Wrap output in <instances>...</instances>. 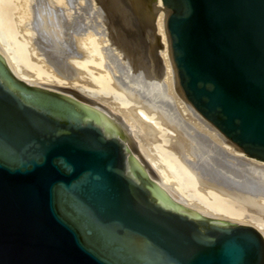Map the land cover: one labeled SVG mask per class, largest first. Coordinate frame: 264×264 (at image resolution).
I'll return each instance as SVG.
<instances>
[{"label": "water", "instance_id": "1", "mask_svg": "<svg viewBox=\"0 0 264 264\" xmlns=\"http://www.w3.org/2000/svg\"><path fill=\"white\" fill-rule=\"evenodd\" d=\"M179 97L264 164V0H161ZM0 58V264H264L250 224L160 205L100 117Z\"/></svg>", "mask_w": 264, "mask_h": 264}, {"label": "rangeland", "instance_id": "2", "mask_svg": "<svg viewBox=\"0 0 264 264\" xmlns=\"http://www.w3.org/2000/svg\"><path fill=\"white\" fill-rule=\"evenodd\" d=\"M64 1L67 3L64 10L62 7L59 8L57 0H29V4L26 3L28 5L24 3V0L5 1L3 6L0 3V10H2L0 13V49L5 56L0 55L6 60L8 66L10 64L15 70L27 75V78L30 73L32 74L31 69H28L30 65L35 69L34 71L43 70L40 74L43 75L44 82L50 76L56 78H48L46 81L48 84L35 87L43 88L42 86L48 85L47 87L51 89H44L76 100L98 111L99 114L105 115L106 113L105 117L127 136L134 159L146 168L147 172L149 168L155 176L158 175L156 173L159 168L164 166L162 159L167 166L169 165L172 157L169 158L162 151V149H167L173 157L177 158V163L171 165L170 169L167 167L169 170L166 166L162 169L170 171L172 177L177 179V184L181 186L180 191L176 188L177 184L173 186L179 191L174 189L175 198L178 197L179 203L184 201L182 204L188 205L190 209L194 208V205L197 206L192 209L197 213L200 212L196 210L198 206L200 210L204 208L207 214L203 210L199 214L208 215L207 217L210 218L212 217L210 214L214 211L211 209L213 206L225 212L229 211L234 214L230 216L232 222L221 220L231 224L257 226L260 218L263 221L264 198L259 196L257 190L264 191V176L257 174L256 171L252 174V170H255V168L249 169L252 165L246 166L239 161L235 163L233 159H226L225 154L216 144L209 142L199 128L190 124L178 105L177 90L171 75L170 78L168 76L167 59L164 57L167 44L159 29L158 19L161 14L159 3L157 4L156 0H84L86 2L83 3L80 11L77 10L76 0ZM18 2L19 4L22 2L26 7L19 6ZM90 2L95 7V12ZM115 4L125 9L126 16L124 13L121 15L116 12ZM124 4L130 7L133 15L127 11ZM22 8L25 9L21 10ZM22 11L25 15L27 13V21L25 16L23 18ZM46 13L48 15L45 16ZM22 20L25 22L22 23ZM118 32L126 41L127 46L122 45L120 38H117L116 33ZM24 38L28 40L33 51H30V45L28 47L27 40L25 41ZM41 60L45 62V65L48 64L53 68L55 77H52V72L45 69L47 66H44ZM79 63L82 65L80 66ZM44 73L50 76H45ZM104 75L107 77H104L105 80L109 82L101 80ZM154 121L162 131V138H165V144L162 147L156 140L157 132L154 133L150 125ZM202 138H204L203 141ZM207 149L210 151L212 149L211 154L210 151L206 152ZM182 150L184 153L187 152L186 157ZM158 152L163 156H160V153L157 154ZM155 156L163 158H160V161ZM148 159L154 161V164L158 161L161 163L158 162L159 166L158 163L153 166ZM239 163L242 166H239ZM207 166L210 167L206 168ZM152 167L158 169L157 172ZM170 190L173 191L172 188ZM179 197L182 198L179 199ZM221 215L227 216L228 213ZM237 215L241 219H238L240 217H236ZM249 218L251 221L248 220ZM234 220L236 223L233 222Z\"/></svg>", "mask_w": 264, "mask_h": 264}, {"label": "bare ground", "instance_id": "3", "mask_svg": "<svg viewBox=\"0 0 264 264\" xmlns=\"http://www.w3.org/2000/svg\"><path fill=\"white\" fill-rule=\"evenodd\" d=\"M5 1L7 2V1H9V0H0V3L2 4V6L5 4ZM15 1V0H14ZM19 1V0H18ZM21 1V0H20ZM23 1V0H22ZM25 1H27V0H24V3L26 4V3H28V1L27 2H25ZM51 1V0H50ZM77 2H78V4H77V10L79 9H82L81 7H82V5H83V3H85L84 2V0H76ZM89 1V0H88ZM115 1V0H114ZM128 1V0H127ZM157 1V4L159 3V8H160V10H161V14H160V17H159V29H160V32H161V35H162V37H163V39H164V41L166 42V44H167V52H165L166 54L164 55V57H165V59H167V66H168V76H169V78H170V75H171V78H172V81H173V84H174V86L176 87V90H177V101H178V105L180 106V108H181V110L184 112L183 114H184V116L186 117L187 116V119L189 120V122H190V124H193V125H195V127H197V129L199 128V130L202 132V135H204L206 138H207V140L209 141V142H212V143H214V145L216 144L222 151H223V154H225V156L224 157H226V159L227 158H230V159H233L234 160V162L235 161H239V162H241L242 164H245L246 166H248V165H252L251 167L249 166V169L250 168H255V170H252V174H253V171H256V173L257 174H260V175H263L264 176V164L263 163H261V162H258V161H256V160H253V159H249V158H239V157H237V151H234V150H231V149H229V148H226L222 143H221V141H220V137H218V136H215V135H213V134H211V133H208V132H206V131H203L202 129H201V127H200V125L198 124V122L191 116V114L189 113V111L187 110V106H186V98L185 97H179V92H178V88H177V83H176V79H175V75H174V70H173V66H172V56H171V50H170V41H169V37H168V33H167V30H166V18H167V9L162 5V3H161V0H156ZM92 2V1H91ZM91 2H90V5H91ZM21 4H19V2H18V4H19V6H21V5H24V4H22V2H20ZM47 3H50V2H47ZM56 3V2H55ZM57 3L60 5V7L59 6H57V8L59 7V8H63V10H64V7H66V5H67V3H65V1L64 0H57ZM18 4H16V5H18ZM29 4V3H28ZM28 4H26V5H28ZM44 4V3H43ZM57 4V5H58ZM69 4V3H68ZM30 5H31V1H30ZM29 5V6H30ZM35 5V4H34ZM53 5H55V4H53ZM125 5V4H124ZM2 6H1V8H2ZM25 6V5H24ZM24 6H22V7H24ZM29 6L26 8V12H27V10H28V8H29ZM51 6V5H50ZM79 6H80V8H79ZM92 6V5H91ZM26 7V6H25ZM43 7V6H42ZM73 7V6H72ZM87 7V6H86ZM20 8V7H19ZM18 8V9H19ZM31 8V7H30ZM41 8V7H40ZM53 8V7H52ZM125 8L127 9V11L131 14V15H133L132 14V11H131V9H130V7L128 8V6H126L125 5ZM3 9V8H2ZM23 9H25V8H22L21 10H23ZM77 10H75V11H77ZM92 10L95 12L96 11V9H95V7H93L92 6ZM115 10H116V12H118L119 14H121L122 15V13H124L125 12V9H123V7H121L120 5H117V4H115ZM18 11V13H19V10H17ZM46 11V10H45ZM81 11V10H80ZM23 13H24V11H22ZM47 12V11H46ZM0 13H2V10H0ZM16 13V12H15ZM17 13V14H18ZM71 13V12H70ZM97 13V12H96ZM14 14V13H13ZM20 14V13H19ZM18 14V15H19ZM81 14V13H80ZM79 14V15H80ZM15 15V14H14ZM22 15V14H21ZM20 15V16H21ZM26 15H27V13H26ZM25 15V13H24V15H22L23 16V18H24V16L26 17L25 18V20L27 19L28 20V18H27V16ZM29 15V14H28ZM45 16L46 15H48L47 13L46 14H44ZM65 15H67V14H65ZM124 15H125V13H124ZM19 16V17H20ZM69 16V15H68ZM76 16H77V14H76ZM101 16V15H100ZM126 16V15H125ZM15 17V16H14ZM17 17V16H16ZM19 17L17 18L18 20H19ZM30 17V16H29ZM62 17V16H61ZM70 17V16H69ZM80 17V16H79ZM71 18V17H70ZM92 18V17H91ZM20 19H22V17H20ZM46 19V18H45ZM77 19V18H76ZM80 19V18H79ZM95 19H97V18H95ZM94 19V20H95ZM0 20H1V18H0ZM25 20H22L21 22L22 23H24L25 22ZM26 20V21H27ZM70 20V19H69ZM24 21V22H23ZM78 21V20H77ZM85 21H86V19H85ZM84 21V22H85ZM82 22V21H81ZM96 22V21H95ZM127 22V21H126ZM88 24V23H87ZM127 25H128V22H127ZM23 26V25H22ZM7 27V26H6ZM89 28V27H88ZM26 30V29H25ZM94 30V29H93ZM98 30V29H97ZM100 30V29H99ZM98 30V31H99ZM96 31V30H95ZM97 31V32H98ZM107 31V30H106ZM26 32H28V31H26ZM26 32H24L25 34H27ZM117 34V38H120V40H121V43H122V45H124V46H127V43H126V41L124 40V39H122L123 37H122V35H120V32H118V33H116ZM28 35V34H27ZM29 35H30V33H29ZM26 37V36H25ZM28 37H30V36H27L26 38H28ZM26 38H24L25 39V41L27 40ZM23 39V40H24ZM101 39H103V38H101ZM29 40H31V38H29ZM113 40V39H112ZM24 41V42H25ZM22 44V43H21ZM26 44L28 45V47H29V45H30V43L28 42V40H27V42H26ZM165 44V43H164ZM22 47V46H21ZM27 47V46H26ZM18 50V49H17ZM24 50H25V47H24ZM34 50V49H33ZM32 49H31V45H30V51H33ZM22 51V50H21ZM26 51V50H25ZM118 51V50H117ZM33 53V52H32ZM0 54L3 56L4 55V53L2 52V50L0 49ZM0 55V58H2L3 60H4V62L6 63V60L2 57ZM5 56V55H4ZM42 61V60H41ZM39 63V62H38ZM37 63V64H38ZM45 63V62H44ZM43 63V61H42V64H44ZM40 64V63H39ZM41 64V65H42ZM80 64V63H79ZM82 64H80V66H81ZM6 66H7V71H9L12 75H14V76H16V77H19V78H21V79H24V80H26V81H28V84H29V86H31V85H34V86H32V87H35V86H41L42 84L44 85L45 83H47L46 81H48V78L47 79H45L46 81L44 82L43 80H42V77H43V75L41 76V74L43 73V70L40 72V71H38L37 69V71H34L35 69H33V68H31V65H30V67H28V69H31L30 71L32 72V74L30 73L28 76V78H27V75L25 76L24 74H22V73H20V71H18V70H15L12 66H10V64H9V66H8V64L6 63ZM27 66H29V65H27ZM44 66H47V68H45V69H48V71L49 72H52V77H55L56 75L55 74H53L54 73V71H53V68H51V67H49V65L48 64H44ZM41 67V66H40ZM11 68V69H10ZM35 68V67H34ZM34 71V72H33ZM45 71H47V70H45ZM8 72V73H9ZM28 72H29V70H28ZM41 73V74H40ZM46 74V75H45ZM51 74V73H50ZM44 75L45 76H47L48 74L47 73H44ZM48 76H50V75H48ZM107 76V75H106ZM99 77V76H98ZM105 77V75L102 77V78H104ZM56 78V77H55ZM55 78H51V76H50V78L49 79H55ZM59 77L57 76V79H58ZM97 78V77H96ZM101 78V80H103V81H105L106 83H107V81L105 80V78H107V77H105L104 79H102ZM43 79H44V77H43ZM100 80V79H99ZM41 81V82H40ZM42 81H43V83H42ZM166 81V80H165ZM109 82V81H108ZM149 82V81H148ZM151 82V81H150ZM168 82V81H167ZM102 83H104V82H102ZM101 83V84H102ZM157 83V82H156ZM48 84V83H47ZM46 84V85H47ZM61 84V83H60ZM104 85V84H103ZM109 85V84H108ZM170 85V84H169ZM48 86V85H47ZM47 86H42L43 88H40V87H35V89H37V90H35V91H38V92H52V94L54 93L55 95L57 94L58 96H62L63 98H65L66 100H68V101H70V102H72L73 104H75V105H77V106H79L80 108H82V109H84L85 111H87L88 113H90V114H92V115H94V116H97V117H100V118H102L103 120H104V122L109 126V128H110V130H111V132L113 133V135L122 143V147H123V150H124V153H125V161H124V163H125V172L127 173V174H129L130 176H132V177H134L135 176V173L137 172V171H140L143 175H145V176H147V178L150 180V193H151V195L156 199V201L160 204V205H162V206H164V207H166V208H170V209H173V210H176V211H178V212H181V213H183V214H187V215H189V216H191V217H194V218H208V219H211V220H214V221H217V222H219V223H228V222H222V220L221 219H223V221H224V219L226 220V221H230V222H232V220H230V216H231V214H232V216L234 215L233 213H230L229 211L228 212H225L223 209L221 210L220 208H217V207H212L211 209H213L214 211L212 212V214H210V216H212L211 218L210 217H207V216H204V215H201V214H199V213H202L203 211L205 212L206 211V209L204 210V208L203 209H201V210H203L202 212H201V210L199 209L200 207L198 206V209H196L197 211H200L199 213H197V212H195L194 210H192V209H195V207H197V206H195L194 205V208H192V209H190V208H188L185 204H182L183 202H182V200H181V202L182 203H179V201H178V197L176 196V198H175V191H177V189L176 188H178V190L180 191L181 189H179L181 186H179L178 184H177V179H175L174 177H172V173L170 174V171L169 172H167L170 168V166L171 165H173V164H175V163H177V158H175V157H173L172 156V154H170L169 152H168V150L167 149H162V151L165 153V155L166 156H168L169 158L170 157H172V160H170V162L168 161V159H167V162H169L168 164V166H167V164H165V161H163V159H162V161L160 160V158H163V157H160V156H163V155H161V153L160 152H158L157 154H159L160 153V156L157 158L156 156V158L158 159V160H160L161 162H164V164L162 163V165H164V166H166V169H168V170H163L162 168H165L164 166H162L161 164V168H159V170H158V173H156V174H158V175H154L152 172H151V170L148 168V172H147V169L146 168H144L143 166H141L138 162H136V160L134 159V155H133V151H132V148H131V146H130V143H129V141L127 140L128 138H126L127 136L125 135V134H123L122 133V131L118 128V127H116L115 125H113L106 117H105V115H106V113H105V115L104 114H99V112L98 111H96V110H94V109H92V108H90V107H88V106H86V105H84V104H82V103H80V102H78V101H76V100H73V99H71V98H69V97H67V96H64V95H61V94H58V93H55V92H53V91H50V90H47L48 88L49 89H51L50 87H47ZM112 86V85H111ZM153 86V85H152ZM44 88H47V89H44ZM161 88V87H160ZM159 88V89H160ZM163 88V87H162ZM170 88V87H169ZM109 89V88H108ZM113 89V88H112ZM173 89L175 90V88L173 87ZM107 90V89H106ZM115 90V89H114ZM114 90H112V91H114ZM161 90V89H160ZM175 90V91H176ZM116 91V90H115ZM174 91V92H175ZM104 93V92H103ZM121 93V92H120ZM128 93V92H127ZM176 93V92H175ZM162 94V93H161ZM131 95V94H130ZM166 96V95H165ZM171 99H173V98H171ZM173 101V100H172ZM176 101V100H175ZM174 103V102H173ZM173 105V104H172ZM105 109V108H104ZM107 113L109 114V112L107 111ZM180 113H182V112H180ZM178 114V113H177ZM178 118V117H177ZM147 120V119H146ZM149 120V119H148ZM180 120V119H179ZM152 121H153V119H152ZM121 125V124H120ZM151 126H152V128L154 129V133H156L157 132V139L156 140H158V142H159V145H160V147H162L163 146V144H165L164 143V140H165V138L163 139L162 138V135H161V129L158 127V124H157V122H155L154 121V123L153 124H150ZM197 125V126H196ZM154 135V136H155ZM169 135H171V134H169ZM203 136V137H204ZM156 138V137H155ZM172 138V137H171ZM203 139L204 138H202V141H203ZM200 141V140H199ZM157 142V141H156ZM155 142V143H156ZM205 142V141H204ZM207 142V141H206ZM201 143V142H200ZM182 144H184V143H182ZM186 144V143H185ZM204 145V144H203ZM207 145H209V144H207ZM155 146V145H154ZM187 146V145H186ZM198 147H199V145H198ZM202 147H204V146H202ZM201 147V148H202ZM210 147H208V149H209ZM211 148H212V145H211ZM184 149V148H183ZM200 149V148H199ZM206 149V148H205ZM206 150V152L207 151H210V150ZM161 149H159V151H160ZM183 151V153H184V150H182ZM211 151H212V149H211ZM211 151H210V154H211ZM215 151H216V149H215ZM215 151H213L214 153H215ZM162 152V154H164ZM195 152V151H194ZM205 152V153H206ZM185 153L187 154V152L185 151ZM184 153V154H185ZM219 153H221L220 151H219ZM186 154H185V157H186ZM206 154H208V153H206ZM164 155V156H165ZM193 155V154H192ZM187 156H189V155H187ZM211 156V155H210ZM220 156V155H219ZM222 156V155H221ZM192 157V156H191ZM215 157V156H214ZM137 158V157H136ZM188 158H190V156L188 157ZM208 158H210V157H208ZM212 158V157H211ZM138 159V158H137ZM190 159H192V158H190ZM206 159V157H204V160ZM229 159V160H230ZM224 160V159H223ZM148 161H150V162H152V163H150V164H154L153 162L154 161H152V160H149L148 159ZM160 161H158L159 163H161ZM193 161V160H192ZM206 161V160H205ZM208 161H209V159H208ZM207 161V162H208ZM211 161V160H210ZM228 161V160H227ZM230 161H232V160H230ZM157 162V163H158ZM166 162V163H167ZM204 162V161H203ZM218 163H224V162H219V161H217ZM149 163V162H148ZM157 163H155V164H157ZM159 163L157 164L158 166H159ZM195 163V162H194ZM236 163V162H235ZM154 164V165H155ZM211 164V163H210ZM151 165V166H152ZM153 165V166H154ZM212 165V164H211ZM213 165H214V163H213ZM221 165V164H220ZM223 166V165H222ZM225 166V165H224ZM239 166H242V165H240V163H239ZM168 167V168H167ZM210 166H207L206 168H209ZM153 168V167H152ZM219 168V167H218ZM243 168V167H242ZM154 169V168H153ZM161 169V170H160ZM214 169V168H213ZM215 169H217V168H215ZM154 170H156V168L154 169ZM157 170H156V172H157ZM208 170V169H207ZM228 170V169H227ZM248 170V169H247ZM209 171V170H208ZM221 170H219V172H220ZM224 171V170H223ZM225 172V171H224ZM170 175H169V174ZM228 174V173H227ZM174 175V174H173ZM220 175V174H219ZM222 175V174H221ZM229 176H230V174H229ZM223 177V176H222ZM225 179H226V177H225ZM174 181V182H173ZM175 181H176V183H175ZM238 183V182H237ZM252 183V182H251ZM258 183V182H257ZM174 184L176 185V186H178V187H173L174 186ZM180 184V183H179ZM261 186V185H260ZM170 188H172L173 189V191H171L170 190ZM257 188H259L258 187V184H257ZM174 189H175V191H174ZM254 189V188H253ZM263 189H264V187H263ZM257 190V189H256ZM179 191H177V192H179ZM258 191V194H259V196L261 197V198H264V191L263 190H257ZM213 192V191H212ZM257 193V192H256ZM178 194V193H177ZM181 194V193H180ZM217 194V193H216ZM220 194V193H219ZM183 195V194H182ZM182 195H180V196H182ZM214 196V195H213ZM183 197V196H182ZM181 197V198H182ZM180 197H179V199H181ZM184 198V197H183ZM217 198V197H216ZM221 197H219V199H220ZM257 198H258V196H257ZM185 199V198H184ZM264 200V199H263ZM186 201V200H185ZM188 203V202H187ZM189 204V203H188ZM190 205H191V203H190ZM190 205H189V207H190ZM223 211V212H222ZM206 214H207V212H205ZM209 213V212H208ZM222 213H228V215L226 216V215H221ZM236 215V214H235ZM239 215H237L236 217H238ZM235 217V218H236ZM240 217V216H239ZM216 219H220L221 221H218V220H216ZM237 219V218H236ZM238 219H241V217L240 218H238ZM251 218H249L248 220H250ZM253 219V218H252ZM259 219V218H258ZM257 220V219H256ZM260 220V221H259ZM258 220V222H257V226H251V227H253V228H255L259 233H260V235H261V237L263 238V242H264V219H263V221H262V218H260ZM251 221V220H250ZM250 221H248V222H250ZM233 222H235V220L233 221ZM236 223V222H235ZM254 223V222H253ZM254 225H255V223H254Z\"/></svg>", "mask_w": 264, "mask_h": 264}]
</instances>
